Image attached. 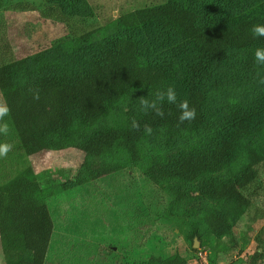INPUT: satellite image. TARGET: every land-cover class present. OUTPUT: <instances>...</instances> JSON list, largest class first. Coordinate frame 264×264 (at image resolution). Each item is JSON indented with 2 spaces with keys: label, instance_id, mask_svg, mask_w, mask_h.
Listing matches in <instances>:
<instances>
[{
  "label": "trees",
  "instance_id": "16d2710c",
  "mask_svg": "<svg viewBox=\"0 0 264 264\" xmlns=\"http://www.w3.org/2000/svg\"><path fill=\"white\" fill-rule=\"evenodd\" d=\"M84 0H48L50 7L41 13L45 18L68 23L80 19ZM223 9L236 10L242 0H212ZM25 5L15 8L24 10ZM118 22L126 29L150 27L159 42L178 38L189 47L190 62L183 81L172 58L145 62L139 44L128 37H115L94 48L81 69H66L59 58L17 57L7 34L0 28V93L9 108V118L20 146L27 156L63 150L74 140L79 129L92 130L84 136L83 154L102 158L127 153L131 161L141 162L140 144L149 134L163 131L168 137L182 134H205L209 139L185 147L169 156L152 157L144 176L155 185L176 182L192 186L177 193L188 200H204L232 188L248 199L263 190L261 172L264 152L248 149L247 163L237 174L231 167L240 159L242 142L264 134V91L247 101L227 100L216 119L206 112L208 96L227 87H245L257 80V64L251 53L238 65L232 64L235 52L264 48V37H253L254 25L264 24V12L229 25L202 19L199 12L179 0L122 14ZM69 27V26H68ZM70 28V27H69ZM97 29L77 35L89 42ZM52 61V62H51ZM182 92L177 103L166 101L154 111L125 112L126 124L103 126L113 107L128 96L141 93L154 100L157 91L171 86ZM188 101L196 118L180 122L179 103ZM136 120L140 128L133 129ZM211 137V138H210ZM122 170L115 162L86 165L83 174L48 169L38 175L28 167L0 186V240L5 264H47L55 234L45 191L59 187L69 191L93 184ZM227 173L229 177L225 179ZM199 184L198 186L196 184ZM260 249V248H259ZM246 258L247 264H264V250ZM166 264H186L173 257Z\"/></svg>",
  "mask_w": 264,
  "mask_h": 264
},
{
  "label": "rangeland",
  "instance_id": "374dc122",
  "mask_svg": "<svg viewBox=\"0 0 264 264\" xmlns=\"http://www.w3.org/2000/svg\"><path fill=\"white\" fill-rule=\"evenodd\" d=\"M164 1L84 0L79 5L81 18H70L64 23L41 14L50 7L48 0H0V28L6 32L17 57L59 58L68 70L81 69L94 48L112 38L128 37L139 44L141 59L145 62L172 58L183 81L190 62L189 47L184 41L170 38L159 42L150 27L126 29L118 22L122 14ZM179 1L198 11L202 19L224 25L264 12V0H242L236 10L223 9L212 0ZM19 4L28 7L16 9ZM94 29L98 32L89 42L77 40V35ZM255 51L235 52L232 64L238 65L250 53L256 62ZM261 91H264V65L257 64L254 84L212 92L206 112L216 119L227 100L247 101ZM181 92L178 85L176 93ZM141 98L150 97L141 93L128 96L112 108L98 127L125 125V112L140 111ZM0 104H4L1 93ZM4 121L9 125V132L0 134V143H10L13 147L0 157V186L28 167L34 168L38 175L48 169L63 168L68 176L83 174L86 165L104 161L122 167L121 171L93 184L69 191H61L59 187L45 191L46 195L50 194L47 203L55 224L47 264H166L173 257L185 259L186 264H247L248 255L259 248L264 250V167L263 190L251 200L235 188L209 199L188 200L177 190L189 189L190 185L176 182L155 185L146 180L144 173L152 157L169 156L209 139L203 133H184L172 138L163 131L149 134L140 144L141 162L135 165L124 152L102 158L83 154V138L91 129L77 130L74 140L63 150L27 156L9 116ZM251 147L264 152V134L242 142L240 159L232 165V173L237 174L247 163ZM228 177L227 173L225 179ZM195 238L200 243L197 248ZM0 264H5L1 240Z\"/></svg>",
  "mask_w": 264,
  "mask_h": 264
},
{
  "label": "clouds",
  "instance_id": "9594fccd",
  "mask_svg": "<svg viewBox=\"0 0 264 264\" xmlns=\"http://www.w3.org/2000/svg\"><path fill=\"white\" fill-rule=\"evenodd\" d=\"M253 37H264V24L254 25L251 29ZM255 60L257 64L264 65V48H257L255 51ZM167 102L168 104H176L177 103V93L174 87H167L164 91H157L155 94V99L149 101L147 98L140 99V107L142 111L152 110L158 116H163L164 113L158 107L159 104L163 102ZM180 109V115L178 117L180 122L191 121L196 118V110L194 108L189 107L188 101H182L178 105ZM9 115V108L0 104V134H7L9 132V125L4 118ZM132 128L139 129L140 124L134 119L132 121ZM145 134H151L152 128L148 125H144ZM12 145L10 143H0V157L6 155L11 149Z\"/></svg>",
  "mask_w": 264,
  "mask_h": 264
},
{
  "label": "water",
  "instance_id": "95a60500",
  "mask_svg": "<svg viewBox=\"0 0 264 264\" xmlns=\"http://www.w3.org/2000/svg\"><path fill=\"white\" fill-rule=\"evenodd\" d=\"M200 246V243L198 242L197 238H195V244H194V247L197 248Z\"/></svg>",
  "mask_w": 264,
  "mask_h": 264
}]
</instances>
